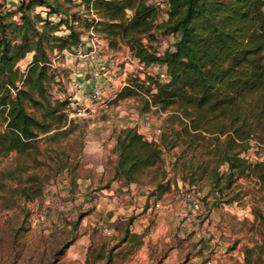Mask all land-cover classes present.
<instances>
[{
  "label": "trees",
  "instance_id": "obj_1",
  "mask_svg": "<svg viewBox=\"0 0 264 264\" xmlns=\"http://www.w3.org/2000/svg\"><path fill=\"white\" fill-rule=\"evenodd\" d=\"M4 6L0 3V158L15 154L25 171L36 168L39 136L53 140L71 123L64 112L69 101L49 92L56 74L51 56L84 48L85 30L110 51L124 46L131 57L158 64L166 74L165 80L128 76L115 94V101L138 99L140 113L152 108L166 113V124L157 140L136 127L118 131L113 180L148 185L145 205L160 199L170 186L164 174L155 184L144 179L150 171L161 173L163 151L181 144L179 158L199 154L196 164L181 165L189 186L208 177L210 195L223 194L238 177L255 176L264 195V162L250 164L241 157L250 140L264 143V0H168L162 22L149 0H17L11 10ZM61 27L66 33L59 35ZM168 35L173 42L156 56L155 43ZM28 54L21 70L18 63ZM221 165L227 166L225 174L218 173ZM65 168L66 162L57 171ZM20 172L0 171V192L8 179L18 178L20 197H39L46 180L33 172L21 180ZM254 218L261 239L244 248L243 264H264V217Z\"/></svg>",
  "mask_w": 264,
  "mask_h": 264
},
{
  "label": "rangeland",
  "instance_id": "obj_2",
  "mask_svg": "<svg viewBox=\"0 0 264 264\" xmlns=\"http://www.w3.org/2000/svg\"><path fill=\"white\" fill-rule=\"evenodd\" d=\"M36 10L44 15L43 9ZM82 32L84 48L51 56L56 74L49 92L54 99L69 101L64 112L71 123L53 140L39 136L41 164L36 168L25 171L15 154L0 158V171H21V180L33 172L46 180L41 195L33 200L17 194L22 185L18 178L6 181L7 187L0 192V264H225L218 258L232 255V250L236 259L231 264H238L240 253L244 263V248H252L261 239L260 222L254 217H264V195L255 176L238 177L230 190L210 195L208 177L195 187L183 181V160L196 164L199 154L179 158L183 149L179 144L163 151L161 173L150 171L144 179L155 184L164 174L163 182L170 186L160 199L153 197L145 205L139 197L127 196L121 190L127 186L120 180L112 179L118 131L136 127L151 138V128L164 130L166 113L153 108L140 113L141 104L133 97L115 101L127 77L136 76L133 57L124 46L113 52L98 35ZM64 33L61 27L58 34ZM79 50L82 57L76 54ZM30 58L28 54L23 60ZM98 85L108 101L103 107L91 97ZM248 149L264 162V143L252 139ZM65 162L66 168L57 171ZM226 171V165L219 166V174ZM133 185L146 192L150 189L146 184ZM194 188L202 192L200 216L183 223L177 215L185 205L182 194ZM156 202L163 206L156 207ZM61 205L69 210L62 212ZM43 210L46 215L41 217ZM142 215L144 222L138 224L142 232L136 237L134 223ZM67 242L72 244L63 249Z\"/></svg>",
  "mask_w": 264,
  "mask_h": 264
},
{
  "label": "built area",
  "instance_id": "obj_3",
  "mask_svg": "<svg viewBox=\"0 0 264 264\" xmlns=\"http://www.w3.org/2000/svg\"><path fill=\"white\" fill-rule=\"evenodd\" d=\"M149 3L152 4L158 11V16L156 18V21L158 20L159 22L166 21L168 18V0H149ZM4 7L6 8V10H11L13 8V2L5 4ZM173 39L174 38L172 35H168L166 37L160 38L155 43V55L160 56L163 53V51L173 42ZM76 54L78 57L83 56L80 50L77 51ZM88 56L84 55V57H88ZM133 62L136 65V69H137L136 75L137 76L144 78L145 75H149V76H157V78L160 80L166 79V74H165L164 69L158 66V64L145 65L143 63H140L135 58H133ZM26 64L27 62H25V60L22 59L18 63V67L21 70H24ZM92 75L96 77L97 72L94 71ZM124 85L125 83L123 84V86ZM99 86L100 85H98V87L96 86L93 88V90L91 91V97H92V101H95L96 103L99 104L100 107H103V106H106L108 101L105 100L106 98H105L104 89L101 86L100 87ZM143 125L147 127V124H143ZM151 129H152L153 137L149 138L146 136V138L148 140H156L155 136H159L160 129L158 128H151ZM241 157L244 158V160L250 164L262 162V160L258 157V155H256L255 152L250 151V149L243 152L241 154ZM194 189L195 190H193L190 193L185 192L184 194H182V199L185 205H184V208L181 211H179L177 215L179 216V219L182 220L183 223H186V222L191 223L192 221H194L196 218L200 216L201 204L199 202V199L201 200L203 198L201 194L202 192L201 190L197 188H194ZM155 206L160 207L163 205L160 204V202H156ZM60 209L62 212H67L69 210V207L61 205ZM44 215H46V211L43 210L41 211V217H44ZM244 216L247 217V214H245Z\"/></svg>",
  "mask_w": 264,
  "mask_h": 264
},
{
  "label": "crops",
  "instance_id": "obj_4",
  "mask_svg": "<svg viewBox=\"0 0 264 264\" xmlns=\"http://www.w3.org/2000/svg\"><path fill=\"white\" fill-rule=\"evenodd\" d=\"M157 22H159V20H158ZM25 58H27V56H26ZM123 84H124V83H123ZM123 84L119 87V89L123 86ZM141 126H142L143 128H145V126H144L143 124H142ZM140 132H141V131H140ZM141 133H142V132H141ZM121 190L126 191V192H127L126 195H127V196H131V197H133V200L135 199V197H139V199H140L143 203L146 202L147 192H146L145 190L139 188V187L136 188V185L130 184V185H128L125 189L122 188ZM149 202H150V201H149ZM111 204L113 205V203H111ZM111 204H110V206H111ZM177 204H178V203H177L176 200H175V202H174V207H175V209H177ZM170 212H171V211H168L169 214H170ZM170 215H171V214H170ZM165 216H166V215H165ZM143 217H144L143 215L140 216V217H138V219H136V221H135V223H134L133 233H135L136 235H140L141 232H142L141 229H140V227L138 226V224L140 225L141 222H144ZM164 218L167 219V220H169V222L172 220L171 216H166V217H164ZM171 222H172V221H171ZM214 251H216V250H214ZM231 252H232V255H231V254H228L227 256H224L222 259H220V257H219V258H218L219 261H220V262H224L225 264H231L232 262H234L235 259H236V258H234L236 251H235V250H232ZM241 255H242V253H240V256H239V257H237L238 264L243 263V261H242V259H241ZM211 264H214V261H212Z\"/></svg>",
  "mask_w": 264,
  "mask_h": 264
}]
</instances>
